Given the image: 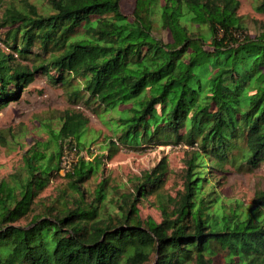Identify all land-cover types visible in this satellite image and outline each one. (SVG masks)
<instances>
[{"label": "trees", "instance_id": "obj_1", "mask_svg": "<svg viewBox=\"0 0 264 264\" xmlns=\"http://www.w3.org/2000/svg\"><path fill=\"white\" fill-rule=\"evenodd\" d=\"M121 2L2 9L0 109L45 76L103 119L108 157L188 147L181 188L165 190L162 162L132 187L113 193L104 179L89 190L102 155L86 145L88 118L65 112L0 180V264H264V193L244 205L216 188L227 165L264 167V24L250 32L239 0H135L131 16ZM255 3L264 13V0ZM72 145L90 159L62 174ZM57 179L56 194L40 196ZM147 199L160 222L142 217Z\"/></svg>", "mask_w": 264, "mask_h": 264}, {"label": "rangeland", "instance_id": "obj_2", "mask_svg": "<svg viewBox=\"0 0 264 264\" xmlns=\"http://www.w3.org/2000/svg\"><path fill=\"white\" fill-rule=\"evenodd\" d=\"M47 1L0 0V13L10 4H14L17 8H29L32 4L42 7ZM239 1V13L246 16L249 31L256 33L264 24V13L255 10V0ZM134 7L135 0H122L121 2L122 11L129 16L132 15ZM161 36L169 39V34L165 31L161 32ZM68 111L81 112L88 118V126L84 135L86 145H93L95 151L92 154L102 155L100 170L85 183L86 188L92 190L100 181L106 179L108 188L116 193L117 188L120 189L125 185L132 187V179L136 180L137 177L162 162L166 163L168 170L164 184L165 190L174 195L181 188L188 147L170 144L146 147L143 150L119 148L111 157H108L109 152L103 147L114 137L103 119L83 102L71 101L63 88L48 83L45 76H37L36 80L22 92L20 100L12 101L0 109V180L21 168L25 150L37 140L47 141L50 138L49 129H58L62 116ZM75 152H72V157H66V160L75 159L77 155ZM226 169L228 173L216 186L225 202L252 205L258 195L264 193L263 166L252 171L237 170L229 165ZM219 173L217 172L212 182L219 177ZM61 182L64 180L57 179L52 182L40 193V196L56 194L55 190ZM153 203L152 199H147L139 204L142 217L150 216L160 222V211ZM214 261L215 264H224L222 256H217Z\"/></svg>", "mask_w": 264, "mask_h": 264}, {"label": "built area", "instance_id": "obj_3", "mask_svg": "<svg viewBox=\"0 0 264 264\" xmlns=\"http://www.w3.org/2000/svg\"><path fill=\"white\" fill-rule=\"evenodd\" d=\"M76 150V152H75ZM90 151L91 153H94L95 149L93 147V145L90 147ZM72 152H75L77 155H76V158L71 160H66V157L69 158V156L72 157ZM79 157H84L85 159H90V156L86 154V151L84 150H79L78 148H76L75 145H72V147H65L64 148V152H63V155H62V161H61V173L64 174L65 171L69 170L72 168V165L77 161V159Z\"/></svg>", "mask_w": 264, "mask_h": 264}]
</instances>
